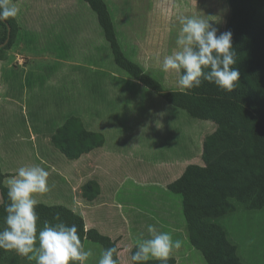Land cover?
I'll list each match as a JSON object with an SVG mask.
<instances>
[{"label": "rangeland", "instance_id": "obj_1", "mask_svg": "<svg viewBox=\"0 0 264 264\" xmlns=\"http://www.w3.org/2000/svg\"><path fill=\"white\" fill-rule=\"evenodd\" d=\"M12 3L19 9L16 39L0 60V166L7 173L5 181L21 166L43 167L50 190L38 194V202L65 204L82 215L86 228L117 241L124 264H133V247L150 238L149 224L183 242L169 255L177 264H208L190 242L182 196L168 184L189 164L204 163L203 141L216 123L168 103L120 67L96 11L85 0ZM107 3L119 23L125 53L166 90L181 89L180 72L162 71L164 57L178 50V16H201L218 30H228L230 3L225 0ZM71 115L102 133L104 145L78 159L63 154L52 137ZM90 180L99 183L92 200L82 192ZM236 206L219 223L238 246L243 263L264 264V207L250 211ZM84 248L93 251L84 264H98L103 246L85 239Z\"/></svg>", "mask_w": 264, "mask_h": 264}, {"label": "trees", "instance_id": "obj_2", "mask_svg": "<svg viewBox=\"0 0 264 264\" xmlns=\"http://www.w3.org/2000/svg\"><path fill=\"white\" fill-rule=\"evenodd\" d=\"M97 13L100 25L110 43L115 61L133 78L154 90L168 103L185 109L191 116L212 120L216 129L203 141V164H189L183 173L168 184V189L182 196L183 213L191 244L208 264H245L238 256V246L219 223L223 216L235 211L240 203L246 210L264 207V0H229L231 17L228 30L233 34L235 64L240 72L231 92L204 81L200 87L166 90L162 81L132 60L123 50L114 18L106 0H85ZM114 11V10H113ZM0 60L16 39L17 19L0 22ZM182 74V70L180 75ZM52 142L69 159L104 145L102 133L86 127L75 115L67 118L52 137ZM7 173L0 166V181ZM99 183L90 180L83 185V195L92 200L99 194ZM0 230L3 227L7 189L0 184ZM38 228L45 220L60 213L68 225L76 224L84 246L85 239L100 243L103 248L118 245L112 237L97 228H86L84 217L64 204L38 202ZM137 245V244H136ZM136 245L131 251H135ZM120 250V249H119ZM115 258V257H114ZM120 264H124L119 257ZM0 264H35L15 250L0 249ZM136 264V262H133ZM147 264H160L150 260ZM167 264H177L169 256Z\"/></svg>", "mask_w": 264, "mask_h": 264}, {"label": "clouds", "instance_id": "obj_3", "mask_svg": "<svg viewBox=\"0 0 264 264\" xmlns=\"http://www.w3.org/2000/svg\"><path fill=\"white\" fill-rule=\"evenodd\" d=\"M18 11L12 0H0V22L16 17ZM177 19L178 50L164 57L162 71L182 70L178 80L182 91L200 87L204 81L214 83L221 90L233 91L240 72L232 67L235 64L232 32L218 35L219 30L201 16L180 15ZM48 177L43 167L21 166L13 177L0 181L7 189L8 201L3 206L6 215L0 230V249L15 250L35 264H84L93 251L85 250L76 224L68 225L57 212L51 221H43L38 228L36 196L50 190ZM147 232L150 238L139 240L131 255L136 264H147L150 260L167 264L170 253L182 247L180 239H173L170 232L158 231L155 225L149 224ZM119 256V246L113 244L103 250L98 264H120Z\"/></svg>", "mask_w": 264, "mask_h": 264}, {"label": "crops", "instance_id": "obj_4", "mask_svg": "<svg viewBox=\"0 0 264 264\" xmlns=\"http://www.w3.org/2000/svg\"><path fill=\"white\" fill-rule=\"evenodd\" d=\"M107 1V0H106ZM229 2V0H225V2ZM109 5V4H108ZM110 7V6H109ZM110 10H111V8H110ZM229 11V15L231 16V6H229V7H227V9H226V12H228ZM111 12H112V10H111ZM112 15H113V18H114V22H115V26H116V29H117V33H118V35H119V33L121 32L120 31V28H119V23H118V21H117V18H115V16H114V14H113V12H112ZM230 16H229V19H230ZM17 19V18H16ZM229 22V21H228ZM228 25V24H227ZM65 26H66V23H65ZM134 26V30L136 31V28H135V25H133ZM69 27V26H68ZM223 29H221V28H219V31L220 32H225V31H227L226 29H224V27H222ZM57 31V30H56ZM133 31V30H132ZM134 31V32H135ZM59 32V31H58ZM219 35V34H218ZM129 57V56H128ZM132 60H134V59H132ZM135 61V60H134ZM137 62V61H136ZM145 68V67H144ZM146 69V68H145ZM147 70V69H146ZM65 205V204H64ZM67 206V205H66Z\"/></svg>", "mask_w": 264, "mask_h": 264}, {"label": "water", "instance_id": "obj_5", "mask_svg": "<svg viewBox=\"0 0 264 264\" xmlns=\"http://www.w3.org/2000/svg\"><path fill=\"white\" fill-rule=\"evenodd\" d=\"M10 35H11V26L8 24V38L5 40V42L0 44V47H4L5 45H7L10 39Z\"/></svg>", "mask_w": 264, "mask_h": 264}]
</instances>
